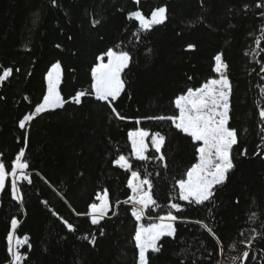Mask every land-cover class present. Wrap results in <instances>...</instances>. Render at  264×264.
<instances>
[{
	"label": "trees",
	"instance_id": "trees-1",
	"mask_svg": "<svg viewBox=\"0 0 264 264\" xmlns=\"http://www.w3.org/2000/svg\"><path fill=\"white\" fill-rule=\"evenodd\" d=\"M257 3L264 0H139V4L135 0H55V4L53 0H0V65L13 68L12 76L0 85V153L10 166L25 147L27 133L25 159L32 173L31 184L18 183L24 193L22 206L11 197L10 180L0 194V264L11 261L6 236L12 217L19 221L15 236L26 235L31 244L30 249L26 245L21 249L27 253L23 264H137L133 239L137 222L131 205L124 203L131 195L130 172L112 161L120 153H130L127 133L135 127L166 135L164 162L132 161L133 169L146 166L152 173L153 195L163 210L148 212L146 223L157 221L168 211L170 194L178 191L175 180L186 178L182 174L198 161L199 142L170 121L137 125L135 118L178 115L177 96L217 77L213 69L218 53L228 65L232 85L229 127L238 134L233 146L235 167L226 183L216 187L210 202L181 201L185 211L179 215L207 223L222 244L199 224L177 222L175 237H163L158 242L161 251L150 252V261L231 264L232 257L245 250L239 240L252 235V228L264 233V132L257 104L264 106L259 87L264 86L260 71L264 40L259 47L255 43L264 26L260 16L264 8H257ZM160 6L167 7V19L140 32L137 40L138 22L127 14L139 8L149 17ZM93 20L100 23L93 26ZM188 44L195 48L187 49ZM117 45L132 59L122 72L125 89L114 106L132 119H115L111 108L92 95L80 104L68 102L40 113L25 129L19 127V121L42 101L52 64L61 63V93L68 99L90 89L97 57ZM253 50L258 54L253 56ZM148 154L159 155L151 146ZM105 188L110 210L99 225H93L89 216L78 213H87ZM93 235L95 245L89 242ZM234 240L237 247L232 250L228 245ZM248 251L243 264H264V237L257 238Z\"/></svg>",
	"mask_w": 264,
	"mask_h": 264
},
{
	"label": "snow or ice",
	"instance_id": "snow-or-ice-1",
	"mask_svg": "<svg viewBox=\"0 0 264 264\" xmlns=\"http://www.w3.org/2000/svg\"><path fill=\"white\" fill-rule=\"evenodd\" d=\"M139 4V0H135ZM55 4V0H53ZM257 8H264V3H257ZM248 8L247 5L244 6ZM166 6H160L150 12V16L146 17L139 8L130 11L127 14L129 20L138 22L137 32L134 33L139 40L140 32H147L155 25L162 24L166 19ZM264 18V11L260 13ZM93 26L100 23L99 20L92 21ZM261 37L256 39L255 43L259 47L261 41L264 40V26L261 27ZM56 47H60L57 45ZM194 44H188L187 49H194ZM247 54V53H246ZM253 56L258 53L256 50L252 52ZM223 54L218 53L214 57V72L218 74V78L208 79L199 87H189L186 93L175 98V108L178 109V115H156L135 118V123L140 125L144 121H170L172 126L181 133L186 134L193 142H199L196 148L198 153V161L187 168L182 175L186 178L175 180L178 189L175 196H171L167 204L168 211L163 215H159L156 219L158 222H152L145 225L141 221L146 214L153 210H163L158 200L153 195V181L150 179V173L147 167H137L133 169V159L139 162H149L158 160L165 161V154L162 148L166 143V135L161 131H152L143 127H135L128 131L127 138L131 145L129 154L120 153L112 161L114 166L130 172L127 186L131 189V195L124 201L125 204L131 205V215L137 222L134 233L135 246L138 249L137 264H151L150 252L159 253L161 245L158 243L163 237H175L177 222H191L199 224L203 227L220 245L222 242L215 235L213 228L203 221H187L180 213L185 211V207L181 201L188 205H203L210 202L218 185H223L228 179V173L235 167L233 146L238 143L237 129L229 127L230 120V96L232 94V85L227 75L228 65L222 58ZM105 59L107 62H105ZM132 59L130 52L123 50L119 45L115 48H109L97 57V63L91 70L92 83L90 89L79 90L73 96L65 99L61 93L62 83V67L59 61L51 65L46 74V92L42 101L35 106V111L26 114L20 121L19 127L25 129L26 125L32 121L36 115L48 110L62 108L66 103L72 102L80 104L82 98L94 95L95 99L106 103L111 108V113L115 119L125 121L132 119L122 115L114 104L118 101L121 93L125 89V81L122 79V72L129 65ZM0 85L7 81L13 74V68H4L0 65ZM19 71V69H15ZM264 72V66L260 69ZM191 79V77H189ZM260 87L261 97L264 98V86ZM259 118L261 120V131L264 132V106H259ZM149 140L151 149L159 155H149ZM25 147L27 145V133L24 137ZM25 147L20 148L18 154L10 166L6 165L4 154L0 153V194L6 189V181L11 177L10 193L12 199L17 201L21 206L24 202V193L18 181H26L32 183V173L28 171L30 164L25 159ZM259 154V153H258ZM246 155V151L241 153ZM166 167V165H165ZM96 199L99 203H91L88 212L78 215H87L91 219L93 225H99L100 222L108 216L110 210L109 192L105 188L102 193L98 192ZM44 203H47L46 201ZM119 203V201H117ZM55 215L56 213L53 212ZM255 213L252 217H255ZM63 219V218H61ZM149 219H152L149 217ZM70 231H75L74 226L67 220L63 221ZM19 221L16 217L10 220L11 230L8 231L7 253L11 257L10 264H23L27 259V253L21 251L26 245L29 249V237L24 236L23 239L16 237ZM252 235L239 240V243L245 246V251L239 256L232 257V264H236L239 260L241 264L249 256V251L253 246V242L260 237H264V233L251 229ZM103 235V229L100 232ZM244 237V232L239 234ZM84 239H89L85 236ZM89 242L95 245V236L93 235ZM228 247L235 250L237 242L232 241Z\"/></svg>",
	"mask_w": 264,
	"mask_h": 264
},
{
	"label": "rangeland",
	"instance_id": "rangeland-1",
	"mask_svg": "<svg viewBox=\"0 0 264 264\" xmlns=\"http://www.w3.org/2000/svg\"><path fill=\"white\" fill-rule=\"evenodd\" d=\"M105 62H107L106 59H105ZM216 74H217V73H216ZM121 76H122V74H121ZM216 78H218V74H217V77H216ZM36 116H37V115H36ZM29 123H30V122H29ZM29 123H28V124H29ZM28 124H27V125H28ZM27 125H26V126H27ZM8 180L11 181V177H10V176L8 177ZM6 182H7V181H6ZM19 182H21V181H18V183H19ZM97 203H99V201H98ZM141 222L144 223L145 225H147V223H146V222H147V218H146V216H145V218H144ZM155 222H158V220L155 221ZM244 251H245V250H244ZM231 264H232V263H231ZM236 264H241V261L238 260V261L236 262Z\"/></svg>",
	"mask_w": 264,
	"mask_h": 264
}]
</instances>
